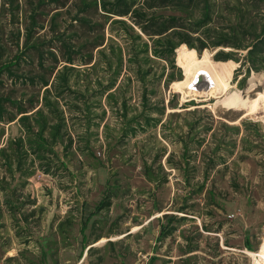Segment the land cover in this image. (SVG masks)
Listing matches in <instances>:
<instances>
[{
	"label": "rangeland",
	"instance_id": "obj_1",
	"mask_svg": "<svg viewBox=\"0 0 264 264\" xmlns=\"http://www.w3.org/2000/svg\"><path fill=\"white\" fill-rule=\"evenodd\" d=\"M253 1L264 12V0ZM48 31L40 32L45 48L58 57H67L65 50L81 56L80 46L59 51L69 31ZM22 36L17 39L9 16H0L1 64L13 60ZM106 38L131 44L115 24ZM206 51L217 62L216 51ZM176 58L177 52L174 72L182 80ZM26 59L13 76L2 74L5 90L20 95L26 84L38 88V57L29 52ZM236 64L229 92L264 93V71L245 79ZM152 67L140 80L136 66L124 64L110 101L104 91L110 72L103 65L77 67L68 73L72 90L60 89L63 140L71 135L72 148L58 146L57 156L27 162L22 172H33L27 180L12 177L0 161V264H150L151 258L153 264H249L241 253L246 241L255 249L264 234V113L243 115L207 94L176 92L159 77L164 67L165 75L171 70L163 62ZM0 128V148L21 135L17 124L2 121ZM108 195L110 206L96 211ZM164 215L175 217L174 231L160 239Z\"/></svg>",
	"mask_w": 264,
	"mask_h": 264
},
{
	"label": "trees",
	"instance_id": "obj_2",
	"mask_svg": "<svg viewBox=\"0 0 264 264\" xmlns=\"http://www.w3.org/2000/svg\"><path fill=\"white\" fill-rule=\"evenodd\" d=\"M0 16H9L15 24L17 39L23 35V43L18 42L13 60L0 63V78L5 72L13 76V69L21 70L20 64L27 60L29 52L38 57L35 71V75L40 74L38 88L34 83L26 84L21 94L16 95L13 88L5 90L0 80V125L5 121L21 129L20 136L9 138L0 148V161H4L12 177L19 173L21 180H27L33 173L28 169L22 172L27 162L41 161L47 154L57 156L58 146L65 150L72 148L71 135L67 142L63 140L66 109L60 105L63 99L60 89L72 90L73 78L68 73L79 70V66L95 69L103 65L110 72L104 87L109 101L116 95L124 64H134L135 75L142 80L151 73L152 63L163 62L171 70L165 75L164 67L159 76L164 78L165 86L181 80L179 70L177 73L174 70L175 53L182 45L198 55L206 50L216 51L214 60L238 63L245 79L251 73L264 71V12L253 0H0ZM114 24L130 37L128 47L106 38L107 26ZM45 26L49 34L61 36L69 31L71 38L62 42L59 51L80 46L77 51H81V56L75 57L65 50L67 57H58L52 47L45 48L46 39L40 33ZM44 54L49 57L46 63ZM123 112L126 113L125 104ZM3 135L4 129L0 128V138ZM63 166L67 170V165ZM144 175L154 182L149 167H144ZM110 204L108 195L99 202L96 211ZM164 216L168 225H160V239L174 231L169 224L175 217ZM59 228L65 230L62 224ZM41 247L44 249L43 244ZM246 248L253 251L257 247L252 249L246 241ZM42 253L45 256V251ZM154 261L151 258L150 264Z\"/></svg>",
	"mask_w": 264,
	"mask_h": 264
},
{
	"label": "bare ground",
	"instance_id": "obj_3",
	"mask_svg": "<svg viewBox=\"0 0 264 264\" xmlns=\"http://www.w3.org/2000/svg\"><path fill=\"white\" fill-rule=\"evenodd\" d=\"M176 52L177 65L183 71V79L171 83L176 92L191 96L207 94L218 99L222 106L242 112L243 115H257L260 111L264 113V93H258L254 98H246L237 91L229 92L236 63L214 62L207 51L199 58L195 50H190L185 45ZM253 80L250 79V88L255 84Z\"/></svg>",
	"mask_w": 264,
	"mask_h": 264
},
{
	"label": "built area",
	"instance_id": "obj_4",
	"mask_svg": "<svg viewBox=\"0 0 264 264\" xmlns=\"http://www.w3.org/2000/svg\"><path fill=\"white\" fill-rule=\"evenodd\" d=\"M263 247H264V234L260 240L259 245L255 250L250 251L247 248H244V250H242L241 253L247 256L249 264H264Z\"/></svg>",
	"mask_w": 264,
	"mask_h": 264
}]
</instances>
